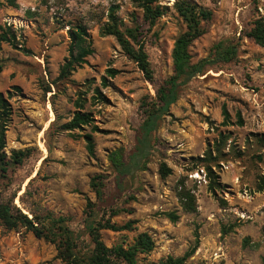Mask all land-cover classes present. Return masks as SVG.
Returning <instances> with one entry per match:
<instances>
[{
    "label": "rangeland",
    "instance_id": "obj_1",
    "mask_svg": "<svg viewBox=\"0 0 264 264\" xmlns=\"http://www.w3.org/2000/svg\"><path fill=\"white\" fill-rule=\"evenodd\" d=\"M176 1L160 0L166 12L151 26L132 0H18L16 8L0 0V33L16 35L15 45L2 42L0 51V92L12 108L4 152L9 159L13 151H30L22 163L0 165V192L30 217L33 211L64 216L76 232L84 233L89 201L98 221L136 220L132 230L101 234L112 246L149 232L155 248L140 254L141 264L193 249L185 264H264V190L257 191L264 174V46L247 34L264 19V0H189L212 12L189 47L192 63L207 58L208 64L178 86L176 102L140 145L146 109L174 74V44L187 30ZM112 13L122 29L139 28L153 81L114 35L103 33ZM80 23L93 52L63 75L70 31ZM219 46L235 48V57L221 60ZM78 111L93 120L64 129ZM117 149L124 154L121 169L109 156ZM162 164L169 175L161 174ZM95 176L103 178L102 199L91 186ZM183 184L196 194L195 212L180 206ZM113 209L120 211L111 216ZM174 210L176 222L165 215ZM57 254L54 243L0 222V264H66Z\"/></svg>",
    "mask_w": 264,
    "mask_h": 264
},
{
    "label": "trees",
    "instance_id": "obj_2",
    "mask_svg": "<svg viewBox=\"0 0 264 264\" xmlns=\"http://www.w3.org/2000/svg\"><path fill=\"white\" fill-rule=\"evenodd\" d=\"M137 7L143 9L144 20L151 26L157 19L166 12V7L162 6L160 0H132ZM2 3L11 7H18V0H1ZM175 9L178 14L186 21L187 30L182 33L175 41L172 57L174 74L160 85L157 90V100L152 103L151 107L146 109L147 116L141 126L140 145H143L150 136V133L157 127L159 119L166 114L170 106L176 102L178 98V86L185 83L193 77L199 75L208 64V59H202L197 63H192L189 47L191 43L204 33L202 20L210 19L212 12L208 9L200 7L197 3L189 0H177ZM111 21L105 25L103 33L114 35L119 41L124 51L135 60L145 77L153 81V69L146 50L144 42L139 39L138 27H127L122 29L117 21L114 13L110 15ZM256 43L264 46V19L259 18L253 21V26L247 33ZM88 31L84 24H77L70 31L71 44L69 48L70 57L62 66L61 74L65 75L74 70L76 65L86 61V57L93 52L88 44ZM16 35L2 29L0 33V51L2 42H8L15 45ZM235 48L221 49L217 48L216 56L224 61L232 60L236 51ZM108 72L114 76L116 69H108ZM224 115L228 119L230 117L226 108ZM12 108L8 99L3 92H0V165L3 170H7L10 164H19L30 154L29 149L13 151L8 159L4 152L6 147V126L9 121ZM93 120L90 113L78 111L74 117L64 125V129L72 130L81 127L82 124H88ZM239 123H243L241 114H239ZM87 146L90 153L94 152V140L91 134L87 135ZM110 159L117 169L125 166L124 154L122 150L117 149L110 153ZM161 174L167 176L171 173V169L166 165H161ZM212 177V175H211ZM214 179V176L213 178ZM212 182V181H211ZM91 186L96 191L99 199L103 198V178L95 176L91 181ZM264 190V174L259 177L257 191ZM16 196V195H15ZM177 196L181 208L185 212H195L198 209L197 197L192 189L184 184L180 185ZM92 201L88 202V216L84 233L76 232L66 224L64 216H56L53 212L39 214L32 212V217L23 212L13 200H5L0 192V222L8 229L25 228L32 231L38 238H43L57 247V256L66 264H141L139 261L140 254H149L155 248V241L149 232H140L135 241L130 245L124 243L109 246L104 241L101 230L111 229L114 231L132 230L135 228L136 220L132 219L123 225L111 222V219L98 221L93 218ZM119 209L111 210V216L117 215ZM165 215L172 221L176 222L180 218L177 211L165 212ZM227 233L226 229H223ZM85 235L90 238V247ZM195 251H187L182 256H168L154 264H185L188 257Z\"/></svg>",
    "mask_w": 264,
    "mask_h": 264
}]
</instances>
